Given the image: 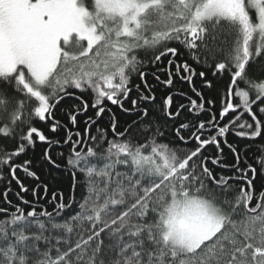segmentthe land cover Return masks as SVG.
<instances>
[{
  "label": "snow or ice",
  "instance_id": "6c2138e0",
  "mask_svg": "<svg viewBox=\"0 0 264 264\" xmlns=\"http://www.w3.org/2000/svg\"><path fill=\"white\" fill-rule=\"evenodd\" d=\"M0 264H264V0H0Z\"/></svg>",
  "mask_w": 264,
  "mask_h": 264
},
{
  "label": "trees",
  "instance_id": "16d2710c",
  "mask_svg": "<svg viewBox=\"0 0 264 264\" xmlns=\"http://www.w3.org/2000/svg\"><path fill=\"white\" fill-rule=\"evenodd\" d=\"M209 95H211V93ZM121 119H123V117H121ZM9 147H10V145H9ZM37 151H39V148L37 149ZM55 151H60V149H56ZM57 175H58V180H57V183H56L55 186L58 187L60 190L64 191L67 194L69 192V190H70L71 179H72L70 172L66 171L64 173H59ZM76 179H77V183L79 185V187L76 189V197H77V199H80L81 194L83 192L84 177H83L82 174L78 173ZM13 187L15 188V184L14 183H13Z\"/></svg>",
  "mask_w": 264,
  "mask_h": 264
}]
</instances>
